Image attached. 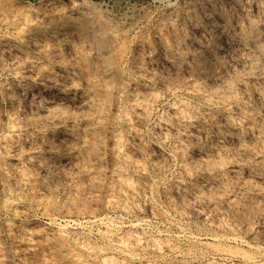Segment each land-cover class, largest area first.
<instances>
[{
  "label": "bare ground",
  "instance_id": "1",
  "mask_svg": "<svg viewBox=\"0 0 264 264\" xmlns=\"http://www.w3.org/2000/svg\"><path fill=\"white\" fill-rule=\"evenodd\" d=\"M156 1H167V5L171 2V0ZM55 2L53 3L55 4ZM73 2L75 3L76 1ZM79 2L77 1L76 5L81 7V2ZM237 2L238 0H222L221 5L219 4L220 8L218 9V14L210 8L208 5L209 2L206 4L209 7L203 6L200 8L201 16L199 15L197 17H202L209 25L208 29L211 28L219 36V39H217L218 42L215 44L206 37L204 27L199 26L200 24L198 25L196 21L198 18L196 20H193V18L192 20H189L187 18L190 21V25L187 24L189 27V35L187 37H182L177 32V29L173 25H170L167 30H164L166 35L164 34L162 39H158L159 41L156 43L158 44L157 54L153 49L146 46L144 47V45L139 43V45L136 47L134 46L135 48L131 50L130 48L132 46L128 48L127 45V36H123L126 32L124 29L126 28H122L125 31H122L123 33L120 32L119 29L110 28V26L105 28L106 25H104L103 22H106L101 17L95 16L96 14L91 15V12H88L87 10L86 12L80 11L78 8H70L68 5L69 8L54 7L49 10V13L45 12L46 14L42 13L35 16H30L28 14L29 9L26 12L22 10V8L18 12L15 11L17 12L16 14L12 13L15 15L12 24L16 27V35L12 36L8 42H4L3 49L0 50V66L4 70H9L14 76H18L17 79L20 80L15 83L9 82L8 80V82H5L4 80L5 89L9 92L11 100L18 103L17 107L15 106L17 112L21 113L25 119L30 120L32 124L47 126L58 125L66 130L64 133L61 132L62 134L59 135L60 137L54 139V135L49 134L46 139V144L48 143L46 145L47 149H44L48 150L55 156H60V158L61 156L64 157L65 163L63 165H56L55 161L53 162L54 158L52 161L46 160L45 158L38 159V164L45 170L41 179L50 189L54 190L58 188L60 190L59 186L61 183L57 184V182L55 183L51 179V173L54 172H58L59 175L61 174L62 178H64L63 181H65V183L61 186L62 190L73 189L77 183V180H75L74 169L76 164L79 163L82 168L81 172L84 171L88 176L93 173L92 171L94 170V167L100 162L101 165L105 166V171H103V173L106 177H109V179H111L110 177L113 173L116 175L119 174L118 172L115 173L118 164L121 169L125 168V170L126 168L133 166L136 167V170L147 171L145 170L147 168L145 163L141 161L142 159L139 160L134 158L136 157L134 156L135 154H139L137 152L140 148L142 149V146H144L149 157L156 162L155 166L158 165L160 168L164 169L165 163L173 156L165 155L158 145L148 144V142L144 143V132L146 129H154L157 130V132H161L164 138L163 140L175 138L177 142H179L176 152L183 165L180 180L179 182H175L178 184L172 191L165 190L160 197L161 199L163 198L164 203H162L166 204L163 208L167 223L170 229H174V232H171V230L166 228L160 229L159 232L165 236H156L155 233L149 235L145 231H142V229L140 230V227L142 228L141 225L144 224L142 221L143 219L141 218V220L137 219V221L131 222L132 226L130 228L127 227L128 229H126L124 233H117L118 231H116V227H114L115 224L113 225V220L110 217H106V215L102 216L101 214V217L98 216L95 221L108 226L106 231L103 232L108 245L106 247L100 245L99 247H96L94 246L95 244L93 246L87 244L88 242L82 245L80 243L79 245L82 246H79V248H82L80 250L85 251L88 258L83 257L78 259L76 257L77 261L79 260V264H158L156 260L152 259V252L164 259H162V264H187L188 255L203 257V259H200L201 261H199V264H264V243L254 242L252 239H249V237L247 238L248 235L244 236L241 233H238V231L230 233L223 232L222 230L219 231V227L221 228L222 223L218 226L219 230L213 229V227L204 229L199 225L193 226L191 224L192 216L190 217V215H195L198 218H202V220L209 221L210 223L212 221V215L218 213H212L216 211H213V209L216 208L225 209L228 212V215L232 214L235 217L236 196H240V198L242 196L241 200H243L247 194L249 196L263 195L262 199H257L258 201H256L259 206L264 205V4L263 1L261 4V1L256 0L255 2L251 1L252 3L249 2L250 4H248L247 8H243L240 7ZM2 4L4 5L3 2ZM60 5H62V3H60ZM191 12L192 11H190L188 15L192 16ZM165 13L169 12L166 11ZM1 14L0 16L3 17V14ZM3 21L4 20H2V22ZM109 21H111V19ZM181 21L182 20H180V22ZM184 27L185 26H183V28ZM141 28L142 27H140V29ZM208 35H210V33L207 34V36ZM128 49H130V51ZM169 96L172 97L169 98ZM167 97L168 105L160 109V106L166 101L165 99ZM10 103L12 102L10 101ZM216 108L226 110L229 115L223 116L217 113ZM73 109L77 110L79 114H73ZM15 113L16 112H14V114ZM88 114L92 119L91 122H94L92 128L93 132L90 137H88V140L91 142L92 140L94 141L93 145H95L96 150V153L93 152L94 160L91 159L93 156L90 157L91 152L90 154L88 153V150L91 148L87 150L88 147H85L84 142L82 143L75 140V138L73 139L74 136H71L67 132L74 131L75 129L77 130L79 127L78 122L83 120L86 122V116ZM8 117L7 119L11 116ZM26 123H29V121ZM17 128H19V126ZM39 128L37 127V129ZM101 128H104L105 131H101ZM26 130L28 129L26 128ZM21 132L23 133V131ZM157 135L159 136V134ZM15 136L17 137L16 133ZM83 137H86V135ZM38 138L40 137L38 136ZM157 140H159V138ZM5 141L7 140L5 139ZM15 143V140L11 143L13 145V150H17V154L25 153V150L22 147L21 149L20 146ZM26 145H28V143ZM30 149L33 148L29 147L28 150ZM31 156L32 155H30V158ZM141 158L144 157L142 156ZM14 162L16 161L14 160ZM25 163H28L27 160ZM14 164H12L13 167ZM153 164L152 167L154 166ZM35 165L37 164L35 163ZM27 166L28 165H26V167ZM19 167L21 168V166ZM97 167L99 168V166ZM176 167L177 166H175V168ZM179 168L178 171L180 170ZM29 169L31 170V168ZM6 173L9 172L6 171ZM40 173L42 172L40 171ZM27 175H29L28 172ZM12 177L14 178V175ZM132 177L135 178V175ZM119 178H121V181L119 180L120 183L123 182L127 184L129 189H125V191H128L125 198L118 196V199H116L117 197L114 199L111 194L109 195L112 199H108L109 201L107 204L113 211H124L128 214L132 209L139 205H137V199H143L147 206L152 208L151 210L154 212L156 211L155 205L158 201L155 200L156 196L153 195L152 191L147 193L148 190L147 192L141 190L140 188H142L143 184L139 187L137 184L135 185V181L130 180L129 177L125 178L124 176H121ZM137 179L138 178H136V180ZM132 181H134V183ZM110 184H113V182L109 183V187ZM108 186H106L105 189H107ZM163 189L164 188H162V190ZM85 191L87 192V190ZM50 192L53 193L51 190ZM73 195L75 196L78 194ZM102 195H100V198L95 202L97 206L103 205L106 200L101 197ZM109 196L106 197L109 198ZM95 197L97 196L95 195ZM93 198H91V200ZM157 198H159V196ZM241 200H239V202ZM250 200L251 199H249V201ZM94 201L92 200L91 202L93 203ZM74 203L78 204L77 202ZM159 203L162 204L161 202ZM263 207L264 206L260 207L263 209H260L261 213L257 212L260 220L264 219ZM84 211H82V213ZM242 214L241 216L245 217ZM238 218H240V216ZM243 220L239 219V224L244 223ZM247 221L249 222V219ZM247 221L245 220V222ZM228 222L226 223L228 224ZM233 223H235V218ZM101 224L99 225L101 226ZM227 226H230V224ZM234 228L235 227L232 229ZM255 229H247L249 232L248 234L251 233L253 237V234L256 236V234L260 233V236L262 235L264 241V228L261 230L259 229L260 231ZM247 230L245 229L244 232ZM47 233L51 234L52 238H61L60 240H67L68 238L65 224L62 223L59 224L57 230H50V232ZM260 236L258 235V237ZM181 241H185V243L187 242V245L182 246L184 243L182 244ZM75 242L76 241L73 243ZM68 243L65 242V244ZM19 245L17 247H19ZM79 248L77 246V249ZM109 250L112 252H109ZM39 253H41V251H39ZM66 253L68 254V252ZM116 253L121 258L115 255ZM14 254L17 255V253ZM24 255L27 254L24 253ZM180 256L187 257V259L183 258L185 262L174 263L173 259H177ZM73 257H75V254ZM126 259L127 261H125ZM41 261L39 260V262ZM63 261L64 260L62 259L61 264H63Z\"/></svg>",
  "mask_w": 264,
  "mask_h": 264
},
{
  "label": "rangeland",
  "instance_id": "2",
  "mask_svg": "<svg viewBox=\"0 0 264 264\" xmlns=\"http://www.w3.org/2000/svg\"><path fill=\"white\" fill-rule=\"evenodd\" d=\"M6 1V2H5ZM73 1H80L81 2V7L80 6H77L76 2L74 3ZM73 1H67V0H8V3L7 0H0V14L2 13L3 14V17L0 16L1 20H0V50L3 49V44L4 42H8L12 36L16 35V27H14V25L12 24L13 20L15 19V15L13 14H16L18 11L21 10H24L27 12L28 10V14L30 16H35L37 14H46V13H49V10L54 8V7H57V8H61V7H67V8H78L80 11H85L86 10L88 12H91L90 14L91 15H95V16H99L101 17L106 23L103 22L105 26V28H108L110 26V28H114V29H119L120 32H125L123 36H127L126 37V41L127 42V45H128V48H130L131 46V50H133L137 45L141 44V45H144V47H149L151 49H153L155 51V53L157 54L158 53V49H157V46L158 44V39H162L163 35L165 34L164 30H167V28L170 26V25H173L176 29H177V32L182 36V37H187L189 35V27L188 25H190V21L189 20H193L197 19L198 17L197 16H201V13H200V8H202L203 6H210V8H212V10L215 12V13H219V4L221 5L222 3V0H171V2L168 4L167 1H156V0H73ZM178 1V2H177ZM184 1V2H182ZM214 1V2H213ZM253 2H255L256 0H251ZM250 0H238V4L240 7H243V8H247L248 7V4H250L249 2H251ZM261 1V4H262V1H263V4H264V0H259ZM2 2L4 3V5L2 4ZM52 2V3H51ZM55 2V4L53 3ZM79 2V3H80ZM85 2V3H84ZM163 2V3H162ZM165 2V3H164ZM186 2V4H185ZM190 2V3H189ZM194 2V3H192ZM209 2V4H208ZM244 2V3H243ZM20 3V5H19ZM60 3H62V5H60ZM66 3V4H65ZM70 3V4H69ZM84 3V4H83ZM167 3V4H166ZM184 3V4H183ZM199 3V4H198ZM204 3V4H202ZM213 3V4H212ZM242 3V4H241ZM252 3V2H251ZM17 4V5H16ZM32 4V5H31ZM41 6H40V5ZM58 4V5H57ZM95 4V5H94ZM162 4V5H161ZM173 4V5H172ZM194 4V5H193ZM208 4V5H206ZM216 4V5H215ZM244 4V5H243ZM7 5V6H6ZM23 5V6H22ZM29 7H28V6ZM54 5V6H53ZM56 5V6H55ZM60 5V6H59ZM69 5V7H68ZM93 5V6H92ZM179 5V6H178ZM185 5V6H184ZM193 5V7H192ZM9 6V7H8ZM17 6V7H16ZM25 6V7H24ZM32 6V7H31ZM87 8H86V7ZM89 6V7H88ZM99 8H98V7ZM190 6V7H189ZM208 6V7H209ZM212 6V7H211ZM2 7V8H1ZM7 7V9H6ZM11 7V8H10ZM13 7V8H12ZM42 8V9H41ZM102 8V9H100ZM168 8V9H167ZM177 8V9H175ZM190 8V9H189ZM4 9V10H3ZM19 9V10H18ZM26 9V10H25ZM44 9V10H43ZM98 9V10H97ZM100 9V10H99ZM175 9V10H173ZM187 9V10H186ZM31 10V11H30ZM34 10V11H32ZM36 10V11H35ZM178 10V11H177ZM181 10V11H180ZM195 12H194V11ZM9 11V12H7ZM17 11V12H15ZM95 11V12H94ZM100 11V12H99ZM161 11V12H160ZM164 11V12H163ZM169 12V13H165V12ZM190 11H192V16L188 15L190 13ZM7 14H5V13ZM37 12V13H36ZM46 12V13H45ZM103 12V13H102ZM175 12V13H174ZM9 13H13L12 15L9 14ZM101 13V14H100ZM160 13V14H159ZM165 13V14H164ZM183 13V14H182ZM186 13V14H185ZM196 13V14H195ZM1 14V15H2ZM5 14V15H4ZM34 14V15H33ZM104 14V16H103ZM9 17H8V16ZM177 15V16H176ZM150 16V17H149ZM156 16V17H155ZM163 16V17H162ZM169 16V17H168ZM173 16V17H172ZM177 18H176V17ZM8 19H7V18ZM107 17H110V18H107ZM146 17V18H145ZM167 17V18H166ZM175 17V18H174ZM182 17V18H181ZM186 17V19H185ZM195 17V18H194ZM100 18V19H101ZM109 21L111 19V21H107L106 19ZM161 18V19H160ZM172 18V19H171ZM189 20H188V19ZM6 19V20H5ZM171 19V20H169ZM2 20H4L2 22ZM140 20V21H139ZM161 20V21H160ZM168 20V21H167ZM173 20V21H172ZM175 20V21H174ZM178 20V22H177ZM180 20H182L180 22ZM189 21V22H188ZM197 23L199 26H203L204 27V30H205V35L208 39H210L214 44L216 42H218L217 39H219V36L218 34L213 31L211 28H209V25L206 23V21L201 17V18H198L197 20ZM7 22V23H6ZM11 22V23H10ZM151 22V23H150ZM202 22V23H201ZM111 23V24H110ZM115 23V24H114ZM160 23V24H159ZM177 23V24H176ZM204 23V25H203ZM8 24V25H7ZM114 24V25H113ZM119 24V25H118ZM131 24V25H130ZM135 24V25H134ZM139 24V25H138ZM143 24V25H142ZM149 24V25H148ZM153 24V25H152ZM175 24V25H174ZM188 24V25H187ZM5 27H3V26ZM6 25V26H5ZM12 25V26H11ZM137 25V26H136ZM142 25V26H141ZM162 25V26H160ZM10 26V27H9ZM120 26L121 29L122 28H126V29H120ZM159 26V27H157ZM183 26H185L183 28ZM136 27V28H134ZM140 27H142L140 29ZM179 27V28H178ZM128 28V29H127ZM132 28V29H131ZM12 29V30H11ZM139 29V30H137ZM161 29V30H160ZM185 31H184V30ZM131 30V31H129ZM183 30V31H181ZM188 30V31H187ZM10 31V32H9ZM162 31V33H161ZM4 32V33H3ZM7 32V33H6ZM122 32V33H123ZM134 32V33H133ZM137 32V33H136ZM156 32V34H155ZM11 35H10V34ZM128 35H127V34ZM130 33V34H129ZM142 33V34H141ZM149 33V34H148ZM207 36V34H209ZM216 33V34H215ZM147 35V36H146ZM162 35V36H161ZM166 35V34H165ZM136 36V37H135ZM140 37V38H139ZM213 37V38H211ZM157 38V39H156ZM216 38V39H215ZM146 41H145V40ZM148 39V40H147ZM3 40V41H2ZM140 40V41H139ZM157 40V41H156ZM209 40V41H210ZM210 41V42H211ZM131 42V43H130ZM133 43V44H132ZM139 43V44H138ZM152 43V44H151ZM135 46V47H134ZM155 48V49H154ZM130 49H128L130 51ZM147 49V48H146ZM4 52V51H2ZM1 62V61H0ZM0 264H61L62 263V259L64 260L63 261V264H79V260L77 261V258H88L86 255V252L83 251V250H80L82 249L81 245L84 244V243H87V244H91L92 246H96V247H99L100 246H107L108 242L106 237L104 236V231H106L107 229V225L106 224H101L100 222L98 221H95L96 218L101 217V214L102 216H105L106 217H110L112 220H113V225L115 224L114 227H116V231H118L117 233H124V231H126V229L130 228L132 225L131 222H134V221H137V219H140L141 218L143 219L142 221L144 222L142 226V228L140 227V230L142 229V231H145L147 234L149 235H152L153 233H155L156 236H165L164 234L162 233H159L160 232V229H166L168 228V230H171V232L173 231L174 232V229L169 227L168 223H167V219H166V215H165V212H164V208L166 206V204H163L164 201H163V198L161 199V195H162V192L163 191H172L175 186L178 184V183H175V182H179L180 180V176H181V170H182V163L180 161V159L178 158L177 156V146L179 144V142H177V140L175 138H168V139H165L163 140V135L161 132H157V130H154V129H146L145 130V134H144V143H147L148 144H152V145H158L162 152L166 155H169V156H173L172 158H169L168 162L165 163V166H164V169L160 168L158 165H156V162H154L148 155V153L146 152L144 146H142V149L140 148L138 150L137 153L139 154H135L134 158L136 159H139L141 160L142 162L145 163V166L147 167L145 170L147 171H144V170H136V167H133V166H130L128 168H125L121 169L120 168V165L118 164L117 167H116V172L115 173H119V174H114L111 175V179H109V177H106L105 174L103 173V171H105V166L104 165H101L100 162H98L96 164V166L94 167V170L92 171L93 173H91L90 175L87 176V174L82 171V168L79 164H76L75 166V169H74V175H75V180H77L76 182V186L71 189V190H62L61 189V186L63 183H65L64 178H62L61 174L59 175L58 172H54V173H51V179L57 184H60L59 188L60 190L58 189H50L49 186H47L44 181L41 179V176L42 174L45 173V170L38 164V159L39 158H45L46 160H51L53 159V162L55 161V164L56 165H63L65 163V158L61 156H55L54 154L50 153L48 150H44V149H47V144H46V139H47V136H49V134L51 135H54L53 139L54 138H58L60 137L59 135H61L62 133L66 132V130L62 127H59L58 125L55 126V125H52V126H47V125H36V124H32L30 122V120H27L23 117V115L21 113H18L17 112V105L18 103L14 102L11 100V97L9 95V92L5 89V86H4V83L5 82H17L18 80L20 79H17L18 76H14L9 70H4L1 68L0 66ZM8 71V72H7ZM12 75H11V74ZM6 74V75H4ZM2 76V77H1ZM12 76V77H11ZM5 80V82H4ZM8 80V81H7ZM16 80V81H15ZM172 96H169V98H171ZM4 98H7V99H4ZM9 98V99H8ZM6 100V101H5ZM166 101H164V105L160 106V109L166 107L168 104H167V100H168V97L165 99ZM3 101V102H2ZM10 101L12 103H10ZM8 104V105H6ZM8 108H7V107ZM16 106V107H15ZM15 107V108H14ZM12 108V109H11ZM13 110V111H12ZM77 110H74L73 109V114H79V112ZM216 111L217 113L223 115V116H228L229 113L226 111V110H220V108H216ZM14 112H16L15 115ZM4 113V114H3ZM7 113V114H6ZM9 113V114H8ZM8 115V116H6ZM18 116V117H17ZM20 116V117H19ZM7 117L9 119H7ZM14 119H13V118ZM22 117V118H21ZM18 118V119H16ZM21 118V119H19ZM2 119V120H1ZM4 119V120H3ZM7 119V120H6ZM23 119V120H22ZM18 120V121H17ZM88 120V121H87ZM2 121V122H1ZM6 121V122H5ZM29 123H26L28 122ZM90 121V122H89ZM92 119L91 117L89 116V114L86 116V122L85 120L83 121H79L78 124H79V127L78 129L74 130V131H67L68 134H70L71 136H74L73 139L75 138V140L77 141H80V142H84L85 143V147L87 148V150L89 148H91L90 150H88L89 154H90V157L94 155V153H96V150H95V145H93L94 141L92 140V142L90 140H88V137H90V135L92 134L93 132V123L91 122ZM8 122V123H7ZM24 123H25V126H24ZM81 123V124H80ZM83 123V125H82ZM85 123V124H84ZM29 124V125H28ZM87 124V125H86ZM8 125V126H7ZM32 125V126H31ZM86 125V126H85ZM6 126V127H5ZM11 126V127H10ZM16 126V127H15ZM19 126V128H17ZM28 126V127H27ZM55 126V127H54ZM5 127V128H3ZM37 127L39 129H37ZM45 127V128H44ZM50 127V128H49ZM58 129H57V128ZM3 128V129H2ZM11 128V129H10ZM26 128L28 130H26ZM42 128V129H41ZM56 128V129H55ZM80 128V129H79ZM6 131H5V130ZM13 129V131H12ZM32 129V131H31ZM54 129V130H53ZM60 129V130H59ZM92 129V130H91ZM3 130V131H2ZM25 130V132H24ZM45 130V131H44ZM80 130V131H79ZM154 130V131H153ZM23 131V133L21 132ZM35 131V132H34ZM43 131V132H42ZM101 131H105L104 128H101ZM157 133H156V132ZM2 132V133H1ZM8 132V133H7ZM32 134H30V133ZM45 132V133H44ZM62 132V133H61ZM149 132V133H148ZM155 132V133H154ZM7 133V134H4ZM15 133L17 135V137L15 136ZM39 133V134H38ZM76 133V134H75ZM80 133V134H79ZM13 134V135H12ZM22 134V135H21ZM34 134V135H33ZM37 134V135H36ZM88 134V135H87ZM159 134V136L157 135ZM3 135V136H2ZM9 135V136H8ZM27 135V136H26ZM29 135V136H28ZM86 137H83L85 136ZM7 136V137H6ZM38 136L40 138H38ZM153 136V137H152ZM23 137V138H22ZM82 139H81V138ZM148 137V139H147ZM157 137V138H155ZM11 140H10V139ZM31 140H29V139ZM45 138V139H44ZM159 138V140H157ZM5 139L7 141H5ZM23 139V140H21ZM27 139V140H26ZM51 139V138H50ZM79 139V140H78ZM85 139V140H84ZM152 139V140H151ZM175 139V140H174ZM15 140V144L18 146H20V148L22 147L24 150H25V153H22V154H17V150H13L12 148V142H14ZM82 140V141H81ZM10 141V142H9ZM26 141V142H25ZM150 141V142H149ZM171 141H174V142H171ZM5 142V143H4ZM7 142V143H6ZM30 142V143H29ZM33 142V143H32ZM87 142V143H86ZM90 142V143H89ZM4 143V145H3ZM20 143V145H19ZM28 143V145H26ZM177 145H176V144ZM8 144V145H7ZM30 144V146H29ZM35 144V145H34ZM39 144V145H38ZM166 144V145H164ZM169 144V145H168ZM174 144V145H173ZM93 145V146H92ZM162 145V146H161ZM164 145V146H163ZM173 145V147H172ZM5 146V147H4ZM28 146V147H27ZM89 146H92V147H89ZM8 147V148H7ZM29 147H32L33 149H30L28 150ZM41 147V148H40ZM164 147V148H163ZM11 148V149H10ZM21 148V149H22ZM6 149V150H5ZM27 149V150H26ZM33 150V151H32ZM8 151V152H6ZM38 153H37V152ZM41 151V152H40ZM143 151V152H142ZM169 151V152H167ZM4 152V153H3ZM33 152V153H32ZM94 152V153H93ZM146 152V154H145ZM175 152V153H174ZM2 153V154H1ZM142 153V154H141ZM173 153V154H172ZM38 154V155H37ZM45 154H48V155H45ZM7 155V156H6ZM30 155L31 158H30ZM144 157V158H141L140 156ZM5 156V158H4ZM25 156V157H24ZM47 156V157H46ZM148 156V157H147ZM175 156V157H174ZM19 157V158H18ZM140 157V158H139ZM4 158V159H3ZM9 158V159H8ZM15 158V159H14ZM29 158V159H28ZM34 158V159H33ZM148 158V159H147ZM150 158V159H149ZM63 159H64V162H63ZM92 160H94V156L91 157ZM6 160V161H5ZM8 160V161H7ZM14 160L16 162H14ZM27 160L28 163H25ZM36 160V161H35ZM173 160V161H172ZM177 160V161H176ZM5 161V162H4ZM10 161V162H9ZM19 161V162H18ZM22 161V162H21ZM151 161V162H150ZM4 162V163H2ZM31 162V163H30ZM33 162V163H32ZM37 165H35V163ZM147 162V163H146ZM7 163V164H6ZM9 163V165H8ZM15 163V164H14ZM18 163V164H17ZM143 163V164H144ZM155 163V164H153ZM169 163V164H168ZM177 163V164H176ZM180 163V164H179ZM14 164V167L13 165ZM21 164V165H19ZM99 164V165H98ZM147 164V165H146ZM149 164V165H148ZM152 164L154 165L152 167ZM174 164V165H173ZM16 165V166H15ZM18 165V166H17ZM26 165H28L26 167ZM168 165V167H167ZM181 165V166H180ZM5 166V168H4ZM8 166V167H6ZM9 166H12V167H9ZM19 166H23V168L21 169ZM99 166V168L97 167ZM104 168H103V167ZM175 166H177L175 168ZM16 167V168H15ZM19 167V168H18ZM102 167V168H100ZM122 167V166H121ZM152 167V168H151ZM180 167V168H179ZM11 168V169H10ZM15 168V169H14ZM18 168V169H17ZM25 168V169H24ZM27 168V170H26ZM31 168V170L29 169ZM36 168V169H35ZM40 168V169H39ZM81 168V169H80ZM132 168H135V169H132ZM160 170H159V169ZM174 168V169H173ZM178 168L180 169L178 171ZM2 169V170H1ZM10 169V171H9ZM13 169V170H12ZM21 169V171H20ZM38 169V170H37ZM150 169V170H149ZM154 169V170H153ZM156 169V170H155ZM170 169V170H169ZM15 170V172H14ZM31 172H30V171ZM44 170V171H43ZM77 170V171H76ZM98 170V171H97ZM158 170V171H157ZM163 170V171H162ZM4 171V173H3ZM9 172V173H6ZM19 171V172H18ZM23 171V173H22ZM40 171L42 173H40ZM76 171V173H75ZM96 171V172H95ZM123 174H122V172ZM125 171V172H124ZM130 171V172H128ZM132 171V172H131ZM149 171V172H148ZM174 171V173H173ZM178 171V172H177ZM21 172V173H20ZM27 172L29 175H27ZM44 172V173H43ZM98 172V173H97ZM128 176H127V174ZM136 172V173H135ZM153 172V174H152ZM162 172V173H160ZM165 172V173H164ZM170 172V173H169ZM180 172V173H179ZM18 173V174H17ZM25 173V174H24ZM100 173V174H99ZM103 173V175H102ZM121 173V174H120ZM139 173V174H137ZM142 173V174H141ZM11 174V176H10ZM16 174V175H15ZM39 174V175H38ZM81 176H80V175ZM82 174H83V177H82ZM94 174V175H93ZM125 174V175H124ZM132 174V175H131ZM176 174V175H175ZM14 175V178L12 177ZM23 175V176H21ZM88 178H86L85 177ZM116 175V176H115ZM135 175V178H133L132 176ZM137 175V176H136ZM153 175V177H152ZM162 175V176H161ZM178 175V176H177ZM19 176V177H18ZM21 176V177H20ZM28 176V177H27ZM33 176V177H32ZM53 176H57L56 179L55 177ZM78 176V177H77ZM93 176V177H92ZM98 176V177H96ZM100 176V177H99ZM102 176V177H101ZM121 176H124L125 178L129 177L130 180H134L132 181L135 185L137 184L139 187H141L142 185V188H140L141 190L143 191H146L148 190L147 193H150L151 191L153 192V195L156 196L155 197V200L158 201V203L156 202V207H155V212L153 210H151L152 208H149L146 204V202L143 200V199H137V207L132 209L130 211V213L127 214V212L125 213L124 211H118V210H114V211L108 206V199H112V197L115 199H118V196H122L121 198H125L126 197V194L128 193V191H125L128 190V185L121 182L120 183V179L119 177ZM132 178H131V177ZM165 176V177H164ZM168 176V177H167ZM177 176V177H175ZM25 177V178H24ZM106 179H104V178ZM164 177V178H163ZM13 178V179H12ZM28 180H27V179ZM38 178V179H37ZM80 178V179H79ZM92 178V179H91ZM96 178V179H95ZM136 178H138L136 180ZM166 178V179H165ZM169 178V179H168ZM22 182L19 181V180ZM31 179V180H30ZM33 179V180H32ZM41 181H40V180ZM59 179V180H58ZM83 179V180H82ZM85 179V180H84ZM87 179V181H86ZM103 179V180H101ZM140 179H141V182H140ZM143 179V180H142ZM146 179V180H144ZM150 179V180H149ZM160 179V180H159ZM162 179V180H161ZM164 179V180H163ZM15 180V181H14ZM23 180V181H22ZM37 182H36V181ZM80 180V181H79ZM98 180V181H97ZM100 180V181H99ZM108 182H106V181ZM117 180V181H115ZM120 180V181H119ZM154 180V181H153ZM159 180V181H158ZM174 180V181H173ZM27 181V182H26ZM30 181V182H29ZM33 181V182H32ZM93 181V182H91ZM95 181V182H94ZM106 183H105V182ZM146 181V182H145ZM149 181V182H148ZM41 182V183H40ZM83 182V183H81ZM85 182V183H84ZM89 182V183H88ZM97 182V183H96ZM113 184H110V187L108 186L109 183H112ZM118 184H117V183ZM137 182V183H136ZM161 182V183H159ZM103 183V184H102ZM116 185H115V184ZM151 183V184H149ZM157 183V184H156ZM169 183V184H168ZM18 184V185H17ZM21 184V185H20ZM28 184V186H27ZM35 184V185H34ZM45 184V185H44ZM82 184V185H81ZM87 184V185H86ZM105 184V185H104ZM121 184V185H120ZM146 184V185H145ZM160 184V185H159ZM20 185V186H19ZM24 185V186H22ZM100 185V186H99ZM115 185V187H114ZM151 187H150V186ZM154 185V186H153ZM163 185V187H162ZM168 185V186H167ZM19 186V187H18ZM80 186V187H79ZM82 186V187H81ZM94 186V187H93ZM104 186V187H103ZM106 186H108V190L105 189ZM119 186V188H118ZM158 186V187H157ZM32 187V188H31ZM79 187V188H77ZM92 187V188H91ZM103 187V188H101ZM114 187V188H113ZM124 189L122 190L121 189ZM20 188V189H19ZM27 188V189H26ZM29 188V189H28ZM79 190H77V189ZM84 188V189H82ZM91 188V189H89ZM95 188V189H94ZM112 188H113V192H112ZM146 188V189H145ZM151 188V189H150ZM162 188H164L162 190ZM35 189V190H34ZM49 189V190H48ZM81 189V190H80ZM103 189V190H102ZM120 189V190H119ZM159 191H158V190ZM39 190V191H38ZM41 190V191H40ZM46 190V191H45ZM53 191L52 192H50ZM76 190V191H75ZM84 190V191H83ZM87 190V192L85 191ZM90 192H89V191ZM162 190V191H160ZM34 191H37V192H34ZM73 191V192H72ZM81 191V192H80ZM98 191V192H97ZM108 193H107V192ZM122 191V192H121ZM31 192V193H30ZM34 192V193H33ZM41 192V193H40ZM45 192V193H44ZM48 192V193H46ZM65 192V194H64ZM75 192V193H74ZM77 192V193H76ZM79 192V193H78ZM86 192V193H84ZM96 192V193H94ZM110 192V193H109ZM112 192V193H111ZM116 192V193H115ZM124 192V193H123ZM37 195H36V194ZM62 193V194H61ZM70 193V194H69ZM92 193V194H91ZM103 193V195H102ZM119 193V194H118ZM155 193V194H154ZM157 193V195H156ZM51 194V195H50ZM55 194V195H54ZM60 194V195H59ZM73 194H78V195H73ZM83 194V195H82ZM105 194V195H104ZM111 194L112 197H110L109 195ZM116 194V195H114ZM118 194V195H117ZM121 194V195H120ZM159 194V195H158ZM40 195V196H39ZM62 195V196H61ZM67 197H66V196ZM92 197H91V196ZM95 195L97 197H95ZM100 195H102L101 197H103V199L105 200V202L103 203V205H99L97 206L95 204L96 200L99 199ZM65 196V197H64ZM74 198H73V197ZM77 196V198H76ZM86 196V197H85ZM109 196V198L107 197ZM159 196V198H157ZM252 196V197H251ZM263 196V195H262ZM262 196H253V195H246L245 197L248 199H251L249 201V199L247 200L245 197L242 199V196L240 198V196H236V200H235V217L232 215V214H229L228 215V212L225 210V209H213L216 210L214 212H212L213 214L215 215H212V223L209 221H204L202 220V218H198L197 216L195 215H190L191 217V224L193 226H196V225H199L200 227H203L204 229L206 228H212L213 229H218V226L221 225V228L219 227V231H225L226 233H230V232H234V231H238V233H241L242 235L244 236H247V238L249 237V239H252L254 242H258V243H264L263 241V238H262V235L260 236V233L259 234H253V237L250 234H248V230L251 228V229H255V230H261L264 228V219L261 221L259 218H258V213H261V209L260 207L264 206V205H258L257 201L259 199H262ZM47 197V198H46ZM49 197V198H48ZM94 197V198H93ZM106 197V198H105ZM255 197V198H254ZM258 197V198H257ZM69 198V199H67ZM91 198H93L92 200L94 201L93 203L91 202ZM254 198V200H253ZM67 199V200H66ZM79 199V201H78ZM82 199V200H81ZM158 199V200H157ZM160 199V200H159ZM258 199V200H257ZM51 200V201H50ZM74 200V201H73ZM77 200V201H76ZM84 200V201H83ZM239 200H241L239 202ZM257 200V201H256ZM56 201V202H55ZM59 201V202H58ZM62 201V202H61ZM107 201V202H106ZM243 201V202H242ZM66 202V204H65ZM74 202H77L78 204L74 203ZM83 202V203H82ZM143 202V203H142ZM159 202H163L162 204H160ZM252 202V203H250ZM254 202V203H253ZM58 203V204H57ZM72 203V204H70ZM239 203V204H237ZM245 203V204H244ZM61 204V205H60ZM78 207H76L75 205ZM82 204V205H81ZM84 204V205H83ZM94 204V205H93ZM159 204V205H158ZM241 204V205H240ZM248 204V205H246ZM68 205V206H67ZM158 205V206H157ZM238 205V206H237ZM82 206V207H81ZM87 206V207H86ZM97 206V207H96ZM107 206V207H106ZM144 206V207H143ZM250 206V207H249ZM254 206V207H253ZM256 206V207H255ZM259 209H258V207ZM89 207V208H88ZM159 207V208H158ZM245 207V208H244ZM249 207V208H248ZM71 208V209H70ZM87 212H86V210ZM109 208V209H108ZM143 208V209H142ZM162 208V209H161ZM238 208V209H237ZM241 208V209H240ZM264 208V207H263ZM73 209V210H72ZM81 212H80V210ZM85 211H84V210ZM111 209V210H110ZM161 209V210H160ZM245 209V210H244ZM247 209V210H246ZM255 209V210H253ZM257 209V210H256ZM261 209V210H260ZM77 210V211H76ZM79 210V211H78ZM90 210V211H89ZM140 210V211H139ZM142 210V211H141ZM144 210V211H143ZM148 210V211H147ZM151 212H150V211ZM221 210V211H220ZM260 210V211H259ZM82 211H84L82 213ZM138 211V212H137ZM153 211V212H152ZM224 211V212H223ZM252 211V212H251ZM255 211V213H254ZM79 212V213H78ZM118 212V213H117ZM159 212V213H157ZM226 212V213H225ZM241 212V213H240ZM249 212V213H247ZM263 212V211H262ZM99 213V214H98ZM157 213V215H156ZM222 213V214H221ZM243 213V214H242ZM264 213V212H263ZM104 214V215H103ZM136 214V215H135ZM146 214V215H145ZM153 214V215H151ZM224 214V215H223ZM227 214V215H226ZM241 214L245 217H242ZM246 214V215H244ZM256 214V215H255ZM120 215V216H119ZM155 215V216H154ZM133 216V217H132ZM143 216V217H142ZM145 216V217H144ZM157 216V217H156ZM220 216V218H219ZM240 216V218H238ZM249 216V217H248ZM256 216V217H255ZM95 217V218H94ZM116 217V218H115ZM120 217V218H119ZM124 217V218H123ZM139 217V218H137ZM149 217V218H148ZM195 217V218H194ZM218 217V218H216ZM237 217V219H236ZM242 217V218H241ZM248 217V218H247ZM94 218V219H92ZM132 218V219H131ZM163 218V219H162ZM193 218V219H192ZM234 218H235V223L234 222ZM255 220H254V219ZM51 219V220H50ZM83 219V220H82ZM123 219V220H122ZM150 219V220H149ZM153 219V220H152ZM157 219V220H156ZM217 219V221H216ZM227 219V220H226ZM239 219L243 220L244 223H241L239 224ZM249 219V222L247 221ZM78 220V221H77ZM89 220V221H88ZM117 220V221H116ZM125 220V222H124ZM133 220V221H132ZM145 220V221H144ZM147 220V221H146ZM166 220V221H164ZM226 220V221H225ZM231 220V222H230ZM245 220L247 222H245ZM253 220V221H252ZM258 220V221H257ZM56 221V222H55ZM93 221V222H92ZM129 221V222H128ZM159 221V222H158ZM165 223H164V222ZM194 221V222H193ZM203 221V222H202ZM222 221V222H221ZM230 223H229V222ZM238 221V222H237ZM257 221V222H255ZM261 221V222H260ZM68 222V223H66ZM86 222V223H85ZM127 222V223H126ZM156 224V225H154ZM200 222V223H199ZM217 222V223H216ZM220 222V223H219ZM228 222V224L226 223ZM255 222V224H254ZM260 222V224H259ZM51 223V224H49ZM62 223V224H65V229L67 231V240H60L61 238H52V235L47 233V232H50V230H57L58 227H59V224ZM93 223V224H92ZM95 223V224H94ZM101 224V226L99 224ZM116 223H119V224H116ZM152 223V224H151ZM194 223V224H193ZM208 223V224H206ZM216 223V224H215ZM224 223V224H223ZM53 224V225H52ZM79 224V226H78ZM88 224V225H87ZM91 226H90V225ZM98 224V225H97ZM167 224V225H166ZM218 224V225H217ZM230 226H227L229 225ZM232 224V225H231ZM239 227H238V225ZM249 224V225H248ZM263 224V225H262ZM47 225V226H46ZM83 225V226H81ZM123 225V226H122ZM125 225V226H124ZM153 225V226H152ZM159 225V226H158ZM212 225V226H211ZM241 225V226H240ZM243 225V226H242ZM246 225V226H245ZM251 225V226H250ZM253 225V227H252ZM43 226V227H42ZM93 226V227H92ZM150 226V227H149ZM165 226V227H164ZM210 226V227H209ZM216 226V228H215ZM245 226V227H244ZM263 226V227H262ZM46 227V228H45ZM123 227V228H122ZM128 227V228H127ZM154 227V228H153ZM156 227V228H155ZM224 227V228H223ZM233 227H237L236 229H232ZM258 227V229H257ZM42 228V229H41ZM118 228V229H117ZM149 228V229H148ZM159 228V229H158ZM227 228V229H226ZM241 230H240V229ZM33 229V230H32ZM92 229V230H90ZM99 229V230H98ZM103 229V230H102ZM146 229V230H145ZM226 229V230H224ZM247 230L244 232V230ZM47 230V231H46ZM259 230V231H260ZM25 231V232H23ZM92 231V233H91ZM152 233H150V232ZM157 231V232H156ZM229 231V232H228ZM96 233V234H95ZM247 233V234H246ZM23 234H26V235H23ZM41 234V235H40ZM47 234V235H46ZM45 235V236H44ZM258 235L260 237H258ZM18 236V237H17ZM28 236V237H26ZM31 238H30V237ZM33 236V237H32ZM42 236V237H41ZM70 236V237H69ZM17 237V238H16ZM25 237V239H24ZM251 237V238H250ZM28 238V239H27ZM32 239V240H30ZM76 239V240H75ZM86 239V240H85ZM90 239V240H89ZM102 239V240H101ZM44 240V242H43ZM60 240V241H59ZM85 240V241H84ZM52 241V242H51ZM57 243H56V242ZM64 241V242H63ZM74 241H76L75 243H73ZM80 241V242H78ZM95 241V242H94ZM59 242V243H58ZM68 243V244H65ZM91 242V243H90ZM100 242V243H99ZM25 243V244H24ZM62 243V244H61ZM81 243V245H79ZM106 243V244H105ZM183 245H182V244ZM181 245L182 246H186L187 245V242L185 243V241H181ZM21 246H20V245ZM41 244V245H40ZM60 244V245H59ZM73 244V245H72ZM98 244V246H97ZM102 244V245H101ZM105 244V245H103ZM19 245V247H17ZM68 245V246H67ZM76 245V246H75ZM29 246V247H28ZM47 246V248H46ZM56 246V247H55ZM67 246V247H66ZM77 246L79 248V246H81L79 249H77ZM16 247H17V250H16ZM30 249H28V248ZM60 247V248H59ZM62 247V248H61ZM72 247V248H71ZM75 247V248H73ZM65 248V249H64ZM70 251H69V249ZM23 249V250H22ZM25 249V250H24ZM27 249V250H26ZM38 249H41V250H38ZM51 249V250H49ZM54 249V250H53ZM59 249V250H58ZM61 249V250H60ZM38 250V251H37ZM63 250V252H62ZM78 250V251H77ZM30 251V252H29ZM39 251H41V253H39ZM50 251V252H49ZM54 251V253H53ZM58 251V252H56ZM60 251V252H59ZM72 251H75V252H72ZM83 251V252H81ZM108 251V250H107ZM27 254V255H24V253ZM43 252V254H42ZM56 252V253H55ZM68 252V254L66 253ZM70 252V253H69ZM81 252V253H80ZM109 252H112L109 250ZM14 253H17L14 254ZM31 253V254H30ZM36 253V254H35ZM38 253V254H37ZM59 253V254H58ZM62 253V255H61ZM76 253H79V254H76ZM84 253V254H83ZM30 254V255H29ZM47 254V255H46ZM67 254V256H66ZM72 254V255H71ZM75 254V257H73ZM45 258H44V256ZM52 255V256H51ZM55 255V256H53ZM77 255V256H76ZM117 255V253L115 254ZM154 255V256H153ZM30 256V258H29ZM34 256V257H33ZM36 256V257H35ZM57 256V257H56ZM79 256V257H78ZM119 258H121L119 255H117ZM152 256V259L156 260V262L158 264H162L163 263V258H161L159 255L157 256L156 253H153L151 254ZM21 257V258H20ZM24 257V258H22ZM49 257V259H48ZM60 257V258H59ZM68 260H67V258ZM77 257V258H76ZM155 257V258H154ZM160 259H158V258ZM188 257V259H187ZM180 256L178 257L177 260L176 258L173 259V262L174 263H182L184 261V259L186 258L187 259V264H199V261H201L200 259H203V257L201 256ZM195 257V258H194ZM200 257V258H199ZM35 258V259H34ZM37 258V259H36ZM41 258V259H40ZM55 258V259H54ZM71 258H72V261H71ZM75 258V259H73ZM182 258V259H181ZM184 258V259H183ZM2 259H3V262H2ZM45 259V260H43ZM66 259V260H65ZM163 259V260H162ZM182 261H181V260ZM194 259V260H193ZM39 260L41 262H39ZM53 260V261H52ZM55 260V261H54ZM57 260V262H56ZM70 260V261H69ZM177 260V262H176ZM193 260V261H192ZM48 261V262H47ZM75 261V262H73ZM127 261V259L125 260ZM69 262V263H68ZM72 262V263H71ZM160 262V263H159ZM185 262V261H184ZM194 262V263H193ZM197 262V263H196Z\"/></svg>",
  "mask_w": 264,
  "mask_h": 264
}]
</instances>
